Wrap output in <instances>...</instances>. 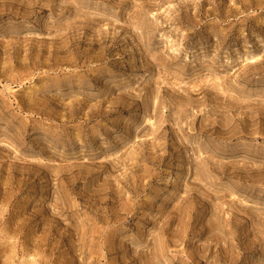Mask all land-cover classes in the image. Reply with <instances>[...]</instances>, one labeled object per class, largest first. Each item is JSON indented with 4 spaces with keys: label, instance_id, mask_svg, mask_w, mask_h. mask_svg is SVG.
I'll use <instances>...</instances> for the list:
<instances>
[{
    "label": "rangeland",
    "instance_id": "374dc122",
    "mask_svg": "<svg viewBox=\"0 0 264 264\" xmlns=\"http://www.w3.org/2000/svg\"><path fill=\"white\" fill-rule=\"evenodd\" d=\"M0 264H264V0H0Z\"/></svg>",
    "mask_w": 264,
    "mask_h": 264
}]
</instances>
